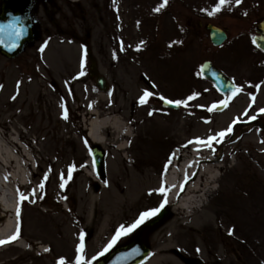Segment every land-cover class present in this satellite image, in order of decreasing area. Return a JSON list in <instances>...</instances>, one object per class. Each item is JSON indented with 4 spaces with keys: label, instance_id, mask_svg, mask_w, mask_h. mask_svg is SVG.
<instances>
[{
    "label": "rangeland",
    "instance_id": "1",
    "mask_svg": "<svg viewBox=\"0 0 264 264\" xmlns=\"http://www.w3.org/2000/svg\"><path fill=\"white\" fill-rule=\"evenodd\" d=\"M162 3L33 0L34 40L15 58L0 53V158H19L6 140L10 137L30 163V186L19 188L18 216L19 234L28 246L6 252L14 242L0 246V264H58L61 258L65 264H76L77 255L93 264L127 245L155 215L108 247L116 231L129 227L141 213L161 204L171 211L166 189L150 195L140 213H128L109 232V240L99 241L102 185L112 186L118 175L142 167L144 158L158 159L161 179L175 151L209 139L213 155L220 156L224 148L222 177L204 208L212 228L191 222L177 226L172 257L159 264H186L183 257L203 264H264V52L253 42L256 24L264 17V0H228L213 15L208 13L219 0H167L160 8ZM200 21L227 29V42L215 47ZM205 60L240 90L223 110L216 104L225 96L201 74ZM93 61L96 72L107 79L106 91L90 75ZM145 91L152 95L142 104ZM164 100L186 103L169 108ZM93 112L101 117L119 114L133 135L125 142L127 165L117 163L112 147L102 146L107 153L106 177L97 182L91 175L93 142L87 119ZM222 131L226 134L220 137ZM90 214L96 220L89 221ZM171 216L172 211L143 232L142 240L151 249L147 258L162 246L152 238L174 230ZM81 243L83 252L77 253Z\"/></svg>",
    "mask_w": 264,
    "mask_h": 264
},
{
    "label": "bare ground",
    "instance_id": "2",
    "mask_svg": "<svg viewBox=\"0 0 264 264\" xmlns=\"http://www.w3.org/2000/svg\"><path fill=\"white\" fill-rule=\"evenodd\" d=\"M88 118H90L88 135L91 140L101 146L112 147L117 163L127 165L129 146H125V142L133 137L128 129L127 121L119 114L101 117L100 114H94V112L89 113ZM148 122L145 126L146 129L152 123L151 120ZM237 127L234 125L232 128L234 133L237 131ZM236 139L238 137L234 140ZM6 140L13 146V151L19 155V158H14L12 155L7 161L0 158V205L4 212L0 214V240L4 241L9 240L15 234V219L20 220L17 217L19 216V188L30 186L29 158L12 138L7 137ZM223 151L224 148H222ZM222 152V155L215 156L208 145L191 143L184 152L175 151L170 156L165 175L161 179L158 176V171L161 168V164L157 162L158 159L149 161L148 158H144L140 160L143 164L142 167L135 170L129 169L127 173L118 175L114 178L112 186L102 185L100 192L104 194V209L100 219L99 241L109 240V232L112 231V228L119 227L125 218L127 219L128 213L129 215L140 213L145 200L150 195H158L161 192L160 189H166L165 201L172 211L170 225L174 230L163 232L164 234L160 238H152L153 243L160 242L162 246L156 250L154 256L146 258L141 264H159V262L170 259L171 253L174 251L172 242L174 237L179 236L176 230L177 226L191 222L194 227L212 228L210 225L211 216L204 212V208L214 197L215 187L222 177ZM233 164L237 163L233 162ZM91 175L96 182L99 181L93 168ZM92 186L96 189L97 183H93ZM92 200H94V196ZM91 214L89 221L96 220ZM129 220L132 223V219ZM38 228L46 230L42 226H38ZM164 229H160L158 235ZM13 241L16 242L15 245L9 248L5 247L3 251L6 252L10 248L27 249V240L17 238ZM4 244H0V246ZM41 251L47 253L45 249H41Z\"/></svg>",
    "mask_w": 264,
    "mask_h": 264
},
{
    "label": "water",
    "instance_id": "3",
    "mask_svg": "<svg viewBox=\"0 0 264 264\" xmlns=\"http://www.w3.org/2000/svg\"><path fill=\"white\" fill-rule=\"evenodd\" d=\"M31 0H3V11L0 15V50L9 57L16 56L22 49L26 41L33 39L30 19L29 7ZM18 18V19H17ZM206 28L210 31V37L215 45L222 44L227 39V34L221 28L208 23ZM16 29H22L19 38L15 35ZM257 35L255 42L257 46L264 50V20L257 26ZM204 76L212 80L217 88L224 93L236 94V87L223 72L217 69L210 61H206L202 66ZM98 85L106 88L105 79L99 77ZM164 105L177 107L174 103H166ZM224 103L219 105L223 108ZM94 167L98 176L103 179L106 174V154L99 145L92 147ZM170 211L162 207L158 215L146 223L140 230L137 238L125 247H121L114 251L107 259L97 264H137L142 261L149 253V248L142 241V233L144 230L154 226L162 219L169 215Z\"/></svg>",
    "mask_w": 264,
    "mask_h": 264
},
{
    "label": "snow or ice",
    "instance_id": "4",
    "mask_svg": "<svg viewBox=\"0 0 264 264\" xmlns=\"http://www.w3.org/2000/svg\"><path fill=\"white\" fill-rule=\"evenodd\" d=\"M228 2V0H219V3L218 5L212 9V11H210L208 14L209 15H213L215 14L216 12H219L221 10V7L223 5H225L226 3ZM237 3H240V0H236ZM167 3V0H164V3H162L160 5V8H163ZM160 8H157L156 11H159ZM18 19V18H17ZM22 34V29H16L15 30V35L17 38L20 37V35ZM43 49H41L42 51ZM82 68H83V62H82ZM81 75H83V71L81 72ZM237 91H239V89H237ZM152 93L151 92H148V91H145L143 96L141 97V100H140V103H146V98L151 96ZM195 98V94L193 96H189L188 99L191 100V99H194ZM160 99H164L163 97H160ZM166 103H175L177 106L181 105V104H184L186 103V101H182V100H176V101H165ZM215 107V105L213 106ZM209 111H212V108H209L208 109ZM262 112H264V109H261ZM151 114V113H150ZM65 118L66 115H65ZM253 119H255V117H253ZM227 132H231V127H229L227 129ZM226 133L224 131L220 132L219 133V136L220 137H223ZM214 139V138H212ZM197 143H204L206 145H209L211 144V139H209L208 141H197ZM71 174V169L69 170V176ZM41 188H43V184L41 183L40 185ZM61 187L63 188L64 185L61 184ZM161 192H163L164 190L163 189H160ZM21 199H24L23 196H21ZM161 207H163V204H161ZM160 211V208H154L152 209L151 211H146V212H143L140 214L139 218L135 220L134 223H132L129 227L125 228L123 225L116 231V234L112 237V240L111 242L109 243L108 247L110 248L113 244L116 243V241L122 236V235H127L129 232H131L132 230L136 229L137 227H139L146 219H148L150 216H154L156 215L157 212ZM18 238V234H14L12 237L9 238V240L7 241H4V240H0V244H4V243H10L12 242L13 240L17 239ZM81 240H83V235H81ZM107 250V249H106ZM45 251H48V249H45ZM83 252V244L81 243L78 247H77V253H82ZM101 255H103V253H101ZM58 264H65V261L63 258H61V260L58 262ZM76 264H85L84 262V259H83V256L82 255H77L76 257Z\"/></svg>",
    "mask_w": 264,
    "mask_h": 264
}]
</instances>
